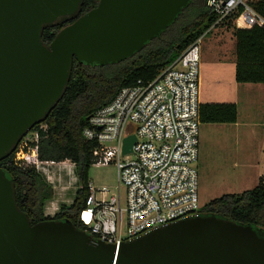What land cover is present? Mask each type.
Segmentation results:
<instances>
[{"label":"water","instance_id":"obj_1","mask_svg":"<svg viewBox=\"0 0 264 264\" xmlns=\"http://www.w3.org/2000/svg\"><path fill=\"white\" fill-rule=\"evenodd\" d=\"M0 0V160L62 98L73 61L107 65L141 51L189 0ZM49 44L46 27L63 24ZM135 136L123 138L130 153ZM0 264H264V229L215 215L186 217L117 248L68 220L31 224L0 169Z\"/></svg>","mask_w":264,"mask_h":264},{"label":"built area","instance_id":"obj_2","mask_svg":"<svg viewBox=\"0 0 264 264\" xmlns=\"http://www.w3.org/2000/svg\"><path fill=\"white\" fill-rule=\"evenodd\" d=\"M251 1L205 0L217 15L211 27L232 18L239 28L264 26V15L250 6ZM201 37L154 79L120 88L110 102L88 117L82 136L96 143L92 165L113 163L117 169L116 190L88 182V195L78 212L83 230L96 239L117 248L123 241L155 227L202 215L196 170ZM129 134L135 136V141L132 151L123 154V138ZM37 142V130L27 133L17 145L20 148L15 160L24 159L28 153L33 156L35 169L54 190V198L44 209L46 216H53L59 209L61 191L78 183L75 164L70 160L39 159ZM63 170L66 180L60 173Z\"/></svg>","mask_w":264,"mask_h":264},{"label":"trees","instance_id":"obj_3","mask_svg":"<svg viewBox=\"0 0 264 264\" xmlns=\"http://www.w3.org/2000/svg\"><path fill=\"white\" fill-rule=\"evenodd\" d=\"M99 0H83L80 12L84 14L97 6ZM250 6L264 15V0H252ZM191 10L189 21L177 26L178 20ZM242 9H239V12ZM217 15L205 4V0H189L175 19L156 37L135 53L131 64L108 72L107 65L85 64L73 61L66 90L46 119L35 125L38 131L37 155L41 160H70L75 164L79 187L70 204L59 203L53 216H46V204L54 198V190L45 176L34 166V158L28 153L22 160H15L20 146L0 160V169L14 183L17 206L29 218L31 224L45 220H68L77 228L84 229L78 212L84 206L87 191V171L93 163L92 150L96 143L87 141L82 130L88 117L98 108L110 102L120 88L134 85L138 80L149 82L173 61L184 49L203 34H208ZM63 24L46 27L42 40L49 44ZM229 22V21H228ZM177 26V28H176ZM236 83H264V26L235 28ZM237 108L233 102H200L199 123H235ZM42 126V128H39ZM44 126V127H43ZM202 215H215L238 224L264 229V180L240 193H226L202 205Z\"/></svg>","mask_w":264,"mask_h":264},{"label":"rangeland","instance_id":"obj_4","mask_svg":"<svg viewBox=\"0 0 264 264\" xmlns=\"http://www.w3.org/2000/svg\"><path fill=\"white\" fill-rule=\"evenodd\" d=\"M190 12L191 10L185 12L178 20V27L189 21ZM234 27L239 28L234 18L227 23L210 27L209 33L202 35L199 44V100H226L222 97V91H229V95L234 92V95L237 94L234 98L237 99L239 123L243 125L238 128L229 123L199 124L196 170L197 195L201 206L223 194L251 189L258 182L257 165L263 145L260 132L249 128L248 124L259 125L264 122V99L247 91L257 84H239L234 81L231 69L235 57ZM134 56L110 64L107 71L115 72L124 68L131 64ZM244 95H247L249 100ZM253 101L258 104L256 109L252 110L255 107L252 106ZM29 138L31 139V134ZM60 173L63 180L68 178L65 170ZM87 178L95 187L105 186L111 191L116 190L117 169L113 163L103 166L90 165ZM78 187L79 184L76 183L72 188L61 191L58 196L59 203L70 204ZM123 191L124 187L120 184L122 196Z\"/></svg>","mask_w":264,"mask_h":264},{"label":"crops","instance_id":"obj_5","mask_svg":"<svg viewBox=\"0 0 264 264\" xmlns=\"http://www.w3.org/2000/svg\"><path fill=\"white\" fill-rule=\"evenodd\" d=\"M234 66H235V57H234V60H233L232 65H231V69L233 71V78H234ZM239 84H257V85H253L255 87H252L251 89H248L247 91H248V93L250 92L251 94H253L255 96L258 94L259 96H262L263 99H264V83H239ZM257 86H259V87H257ZM222 92H223L222 97L224 99H226V100H218L217 102H228L229 101V102H233L236 105H238L237 102H236L237 99L234 98V96H236L237 94L234 95V92H233L231 95H229L230 94L229 91H226L225 89ZM244 96L246 97V99L249 100V98L247 97V95H244ZM229 97H231V98H229ZM257 104H258L257 102H254L253 101V105L252 106H255V107H253L252 110L254 108L256 109ZM236 108L238 109V106H236ZM231 125H233L234 127L243 126V125H241L239 123L238 110H237V119H236V122L235 123H231ZM248 126H249V128L253 129L254 131H257L258 130L260 132V134H261V145H263V148L261 149V152L262 153H261L260 158H259V161H258L257 174H256L257 179H259V178H262V176L264 175V122L262 124H259V125H256V124H252V125L251 124H248Z\"/></svg>","mask_w":264,"mask_h":264}]
</instances>
